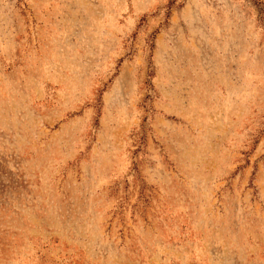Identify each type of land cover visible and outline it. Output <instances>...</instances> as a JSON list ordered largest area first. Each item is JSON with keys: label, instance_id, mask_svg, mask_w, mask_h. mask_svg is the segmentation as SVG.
<instances>
[{"label": "rangeland", "instance_id": "obj_1", "mask_svg": "<svg viewBox=\"0 0 264 264\" xmlns=\"http://www.w3.org/2000/svg\"><path fill=\"white\" fill-rule=\"evenodd\" d=\"M0 264H264V0H0Z\"/></svg>", "mask_w": 264, "mask_h": 264}]
</instances>
